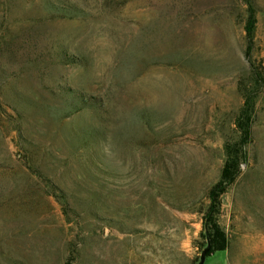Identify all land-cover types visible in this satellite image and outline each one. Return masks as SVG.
Here are the masks:
<instances>
[{
	"label": "rangeland",
	"instance_id": "obj_1",
	"mask_svg": "<svg viewBox=\"0 0 264 264\" xmlns=\"http://www.w3.org/2000/svg\"><path fill=\"white\" fill-rule=\"evenodd\" d=\"M245 1L0 0V264L198 263L250 83ZM246 151L203 264H264V83Z\"/></svg>",
	"mask_w": 264,
	"mask_h": 264
},
{
	"label": "trees",
	"instance_id": "obj_2",
	"mask_svg": "<svg viewBox=\"0 0 264 264\" xmlns=\"http://www.w3.org/2000/svg\"><path fill=\"white\" fill-rule=\"evenodd\" d=\"M245 3L247 17L243 30L246 40L245 60L249 66L250 83L244 84L239 89L242 105L234 122L237 139L235 142H225L223 145L224 161L218 181L207 192L208 207L202 216V237L205 241L203 249H206V257L214 252L224 251L227 247L225 233L218 222L220 197L238 178L241 173V166L247 163L246 147L251 138L254 107L264 83V76L259 74L252 56L256 24L255 10L249 0H246Z\"/></svg>",
	"mask_w": 264,
	"mask_h": 264
},
{
	"label": "water",
	"instance_id": "obj_3",
	"mask_svg": "<svg viewBox=\"0 0 264 264\" xmlns=\"http://www.w3.org/2000/svg\"><path fill=\"white\" fill-rule=\"evenodd\" d=\"M205 252H206V249H203V250L201 251L200 259H199L198 263H196V264H203V263H204V260H205V258H206V256H205Z\"/></svg>",
	"mask_w": 264,
	"mask_h": 264
}]
</instances>
